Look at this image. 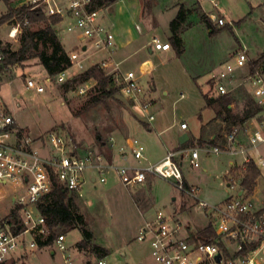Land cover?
<instances>
[{"label":"rangeland","instance_id":"374dc122","mask_svg":"<svg viewBox=\"0 0 264 264\" xmlns=\"http://www.w3.org/2000/svg\"><path fill=\"white\" fill-rule=\"evenodd\" d=\"M146 1L150 4L149 9L144 7ZM215 1L218 8L211 0H118L102 8L101 15L105 16L106 23L115 24L114 32L121 35L123 26H126L133 37L131 45L120 54H113V58L122 61L119 66L121 72L132 71L139 78L145 95L141 103H152L150 113L155 120L151 124L141 115L135 101L126 99L120 92L103 98L99 104H92L100 94L96 91V81L87 80L86 73L92 67L101 68L103 62L111 60L102 54H91L84 62V69L70 70L69 80L64 84L55 82L39 59L5 69L0 80V83L4 82L0 87V97L10 107L17 129L23 130L25 136L34 140L58 130L78 147L105 154L108 153L107 144L102 146L99 139L107 142L111 137L119 141L136 137L145 146L146 159L141 162L131 160V164L145 168L158 164L169 151L174 150L179 133L183 131L181 124L186 123L189 127V149L200 150V168L193 167L189 160H185L182 165L184 181L198 189L203 201L212 205L225 204L228 196L234 193L228 185L234 180L235 190L242 187L245 167L239 168V172L243 169L241 174L231 169L232 162L243 164L242 156L208 154L202 150L212 147L207 145L212 141V136H216L215 143L221 144L225 135L234 128L224 122L225 115L215 118L218 105L209 109L205 97H221L211 76L227 64L235 65V57L241 49L247 51L250 64L264 54V0ZM21 7L19 0H0V18L10 10ZM181 8L187 13L186 22L180 30L182 54L179 55L173 47L168 52L155 50L152 44L155 38L161 43L170 42L171 23ZM210 14H214L218 20L224 19L225 25L214 23ZM203 18L212 21V29L203 22ZM136 23H140L144 29L142 34L137 33ZM43 26H29L27 21L15 17L0 26V39L5 48L16 51L20 47L24 28L37 30ZM16 28V37L10 38V33ZM57 28L60 30L59 39L69 56L71 53L68 51L76 44L75 36L65 33L63 27ZM39 51H43V48ZM46 51L48 55L51 54L50 50ZM145 64L150 67L146 69ZM101 69L111 75L113 66ZM259 70L264 75V63ZM33 76L44 86V93L25 87L26 78ZM48 77L52 81H48ZM12 80H17L12 87L13 95L8 86V81ZM82 88L87 89L85 94H80ZM232 96L233 113L242 115L247 103L253 100L251 92L244 86ZM149 127L152 131L147 129ZM2 138L6 141L4 135ZM258 180L253 192L246 195L257 208H261L264 206V178L260 180L259 177ZM18 194H21L20 185L0 184V207L4 208V212H0V221L10 222L9 215L13 209L10 205L6 206L9 201L2 202L1 199ZM72 196L77 212L84 217L87 229L93 234L89 247L81 251L77 248L83 239L79 230L57 234L66 236L67 255L74 264H88V261L89 264H97L101 256L93 250L95 245L105 249L107 257L103 259L108 264H157L149 243L139 242L137 237L146 221L158 211L178 217L190 227V231L184 233L191 236L209 223V218L199 209L197 201L180 192L174 179L164 180L150 175L145 184L126 188L115 174H111L107 183H88L81 193H72ZM3 204H6L5 207ZM182 210L185 211L182 213ZM48 236L49 232L42 239ZM38 239L35 238L36 242ZM33 240L31 235L26 236L27 245ZM52 251L55 253L52 254ZM14 259L16 264H65L63 254L54 245L42 249L38 245L35 249L29 246L19 249Z\"/></svg>","mask_w":264,"mask_h":264},{"label":"built area","instance_id":"2783aa9c","mask_svg":"<svg viewBox=\"0 0 264 264\" xmlns=\"http://www.w3.org/2000/svg\"><path fill=\"white\" fill-rule=\"evenodd\" d=\"M23 7L31 11L41 10L47 17L59 20L58 26L65 33L75 36V47L69 55L71 67L55 76L53 80L64 84L69 80L70 70L85 68L84 62L91 54H102L110 62H103L101 68L114 65L111 75L120 93L138 105L139 111L149 122L155 120L150 113L151 102L142 104L140 97L144 90L134 72L123 73L119 64H113L116 50V36L112 25H105L102 9H93V0H19ZM211 3L218 8L215 0ZM211 19L224 26V19ZM141 33V28L136 25ZM17 28L10 33L15 38ZM60 33V30H59ZM157 51H169L170 43L153 40ZM5 46L0 39V66L6 59ZM236 64H227L218 73L212 74V83L220 96L234 94L239 88L248 85L252 89L255 103L260 109L255 124L234 127L225 135L224 143L202 149L208 154L242 156L243 167L253 163L257 169L264 170V75L257 69L245 71L249 63L247 51L241 49L235 57ZM241 71V73H239ZM116 74V75H115ZM49 78L48 81H52ZM28 90L44 93L45 88L36 79L26 78ZM87 89H81L85 94ZM184 98V95H182ZM15 124L7 104L0 97V184H16L22 187L16 199L20 207L21 220L19 232L13 230L9 221L0 223V264H16L14 255L29 246L37 248L36 237L45 236L49 230L46 218L39 210L40 204L53 190V179L70 193H81L88 183H107L108 177L115 174L126 188L146 183L150 175L164 180L174 179L180 192L197 201L205 215L214 221L216 242L195 240L185 234L190 227L178 217L155 213L139 230L137 240L149 243L152 256L157 264H264V208L256 209L255 203L243 191L241 196L230 197L223 205H212L203 201L198 189L185 186L182 165L185 160L195 168H200V150L184 149L171 152L156 165L137 167L131 160L141 162L146 159L145 146L136 137H128L123 144L111 137L106 142L108 153L84 150L69 141L60 131L54 130L42 138L34 140L22 136L15 143H7L2 135ZM187 130L186 123L181 124ZM94 173V174H92ZM235 181H232L234 185ZM185 232V233H184ZM34 240L26 244V236ZM222 244V246L220 245ZM54 246L63 254L65 264H74L67 255L66 236L59 235ZM220 254V261L216 259ZM97 264H108L100 260Z\"/></svg>","mask_w":264,"mask_h":264},{"label":"trees","instance_id":"16d2710c","mask_svg":"<svg viewBox=\"0 0 264 264\" xmlns=\"http://www.w3.org/2000/svg\"><path fill=\"white\" fill-rule=\"evenodd\" d=\"M8 2V0H5ZM118 0H93V9H102L109 5L116 3ZM145 9L150 8L148 1L145 2ZM17 18L23 22H28L31 25H44L42 28L33 30L31 27L23 29L22 37L20 41V47L16 51H11L10 48L5 49L6 59L0 66V80L5 73V69L11 66H18L31 59H39L41 65L45 68L46 72L50 77H53L71 67V61L66 53L60 39L59 29L57 28L59 20L53 17H47L41 10L31 11L26 7L19 9H12L7 15L0 18V26L5 23L11 22L14 18ZM187 13L181 8L177 18L171 23L172 36L170 38L171 46L180 55L183 52V42L180 37V30L182 25L186 22ZM203 22L212 29L213 24L209 18H203ZM43 51H39L40 48ZM50 50L51 54L48 55L46 50ZM264 63V54L262 57L249 64L250 69L254 72L261 67ZM86 79H93L96 81V91L100 94L99 97H95L92 104H99L104 99L113 96V94L120 92L121 87L117 86L114 81L113 75H107L103 69L99 66H94L89 69L86 73ZM207 107L211 108L214 105H218L217 118H223L229 126L236 127L243 125L245 122L258 116L260 109L257 107L254 100H250L247 103V107L242 115H235L230 108L233 104L234 99L231 95L221 96L219 99H213L212 97H205ZM232 131V130H231ZM101 145H105L101 139H99ZM75 143V142H74ZM76 144V143H75ZM190 140L183 146H180V150L190 148ZM207 145H215V141L212 140ZM239 169H237L238 171ZM243 170V169H242ZM240 170V172H242ZM239 172V171H238ZM243 173H245L242 179V189L246 192H253L257 185V181L261 176L260 171L253 163L246 165ZM185 186L189 188V184L185 182ZM39 210L41 214L46 218V224L49 230V236L46 239L39 237L37 245L39 248H46L54 245L57 235L59 232H68L71 230H79L83 236L81 242L77 244V248L81 251L89 247L91 240H93V234L87 229V223L84 217L77 212V205L75 198L68 190L63 188L57 179H53V190L40 204ZM185 210H182L183 213ZM11 221L10 224L13 226V230L18 233V224L21 220L20 207L13 206V209L9 215ZM193 239L216 242V233L214 221L210 219L208 225L203 229L196 231V234L192 235ZM222 246V244H220ZM93 250L97 252L101 258H106L107 253L105 249L94 246Z\"/></svg>","mask_w":264,"mask_h":264},{"label":"crops","instance_id":"0c3cea01","mask_svg":"<svg viewBox=\"0 0 264 264\" xmlns=\"http://www.w3.org/2000/svg\"><path fill=\"white\" fill-rule=\"evenodd\" d=\"M214 14H210L209 16H210V18H211V16H213ZM215 16V15H214ZM137 19V18H136ZM102 22L105 24V25H109V24H107L106 23V18H105V16H103V20H102ZM215 23V22H214ZM110 25H112L113 26V28L115 27V24L114 23H112V24H110ZM136 25H138L140 28H141V33H139L138 31H137V29H136V31H137V33L138 34H142L143 32H144V29L141 27V25H140V23H136ZM146 27H148L149 29H151V27L150 26H146ZM135 28H136V26H135ZM119 32H121L120 31V29H119ZM115 33V36H116V50H115V52H114V55H116V54H120V52L122 51V50H124V49H126V48H128L130 45H131V43L133 42V37H132V35L129 33V28H127L126 26H123V30H122V32H121V35H119V34H117L116 32H114ZM60 38V37H59ZM61 40V39H60ZM61 43H62V41H61ZM165 43H170V42H165ZM171 44V43H170ZM62 45H63V43H62ZM64 46V45H63ZM74 47H75V45H74ZM74 47L72 48V50L71 51H68V52H72L73 51V49H74ZM170 51V50H169ZM166 52H168V51H166ZM113 60V64H119V66L121 65V63H122V61H117L115 58H113L112 59ZM110 66H113L114 67V65H110ZM145 66H146V69H147V64H145ZM148 67H150V66H148ZM146 69H145V71H146ZM150 69V68H149ZM249 69H250V65L248 64V66H247V68L245 69V71H249ZM128 72H132V71H128ZM239 73H241V71H239ZM31 78H33V79H36L34 76L33 77H31ZM49 78V77H48ZM37 80V79H36ZM38 81V80H37ZM17 82V80H12V81H8V86H9V88H10V92H11V95H13V88H14V84ZM4 82H2V83H0V87L2 86V84H3ZM25 84V87H26V83H24ZM13 87V88H12ZM248 88V91L249 92H251V95H252V98H253V100L255 101V98H254V96H253V94H252V89L248 86V85H246L245 86V88ZM27 88V87H26ZM213 98V97H212ZM145 99V95H143L142 97H140V100H144ZM148 99H149V97H148ZM214 99V98H213ZM144 103H147V102H144ZM8 106V105H7ZM230 108L232 109V105L230 106ZM8 109H9V111H10V113L12 114V111H11V109H10V107L8 106ZM209 109H211V108H209ZM141 113V112H140ZM141 115L143 116V117H145L142 113H141ZM12 116H13V114H12ZM14 117V116H13ZM215 118H217V113H216V116H215ZM256 118H257V116L255 117V118H253V119H251V120H249V121H247V122H245L243 125H239V126H236V127H244V126H247V125H250V124H255V126L257 127V123H256ZM14 120H15V124L8 130V131H6V132H4L3 133V135H4V137L6 138V141L5 142H7V143H15L16 141H17V139H19L20 137H22V136H25V132L23 131V130H21V129H17V122H16V119H15V117H14ZM152 122H149L148 121V124H151ZM149 131H152V128L151 127H149V128H147ZM188 129H189V127H188ZM188 129L187 130H183V131H181L180 133H179V136H178V138H177V141L179 140V137L181 136V135H183V134H185V133H187L188 134ZM16 131H18V133H17V135H15L14 133L16 132ZM2 135V136H3ZM45 134H43L42 136H40L39 138H36L35 140H37V139H40V138H42L43 136H44ZM11 137H13V139L11 138ZM211 140H214V141H216V136L214 135V136H212L211 137ZM118 142L119 143H121V144H123L124 142H125V139L123 140V141H119L118 140ZM224 143V140L221 142V144H218V143H215V145H213V146H218V145H222ZM179 147H180V144H179V141L176 143V145H174L173 146V149L174 150H172V151H169V153H171V152H178V151H180V149H179ZM168 153V154H169ZM167 157V156H166ZM161 161H163V159H161V160H159L158 162H161ZM243 163H244V161H243ZM231 169H235V170H237V169H239V168H241L242 166H243V164L242 165H238V164H236V163H234V162H232L231 164ZM242 172H239V174H241ZM262 178H264V170L262 171V176H260V180L262 179ZM185 179V178H184ZM236 180V179H235ZM185 182H186V180H185ZM259 182V180L257 181V183ZM145 184V183H144ZM234 184V183H233ZM190 186V185H189ZM229 187H232L231 189H232V191H234V193L232 192L229 196H228V198L225 200V201H227L230 197H232V196H235L236 194L237 195H239V196H241L242 194H243V189H242V187L240 188V186H239V189H237V190H235L236 189V187H235V185H232V184H229L228 185ZM22 191V187L20 186V192ZM20 194H18V195H16V196H11V195H7L6 196V198L4 197V199H1V201L2 202H6V200L7 201H9V204L7 203V205L6 204H3L4 205V207H5V205L6 206H11V207H13V206H17L16 205V199L18 198V196H19ZM225 201H223V202H225ZM222 202V203H223ZM217 204V203H216ZM215 205V204H214ZM218 205V204H217ZM256 206V205H255ZM264 208V206L263 207H261V208H257L256 207V209H258V210H260V209H263ZM0 212H4V208L2 207H0ZM1 213V214H2ZM6 221H8V220H6ZM6 221H0V223L1 222H6ZM52 254H54L55 252L54 251H52L51 252ZM100 260H106V259H103V258H101ZM99 260V261H100ZM98 263V262H97ZM88 264H89V261H88Z\"/></svg>","mask_w":264,"mask_h":264},{"label":"water","instance_id":"95a60500","mask_svg":"<svg viewBox=\"0 0 264 264\" xmlns=\"http://www.w3.org/2000/svg\"><path fill=\"white\" fill-rule=\"evenodd\" d=\"M189 140H190L189 135L187 133H185V134H183V135H181L179 137V140L178 141H179L180 146H183L186 143H188ZM216 259L218 260V262L220 261V254L217 255Z\"/></svg>","mask_w":264,"mask_h":264}]
</instances>
